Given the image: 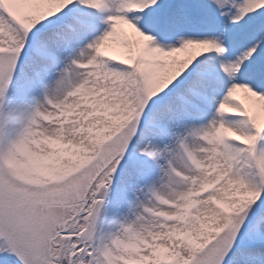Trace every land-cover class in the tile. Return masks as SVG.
Returning a JSON list of instances; mask_svg holds the SVG:
<instances>
[{
	"label": "snow or ice",
	"instance_id": "snow-or-ice-1",
	"mask_svg": "<svg viewBox=\"0 0 264 264\" xmlns=\"http://www.w3.org/2000/svg\"><path fill=\"white\" fill-rule=\"evenodd\" d=\"M0 264H264V0H0Z\"/></svg>",
	"mask_w": 264,
	"mask_h": 264
}]
</instances>
